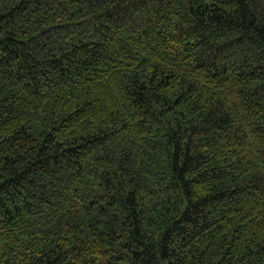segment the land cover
I'll use <instances>...</instances> for the list:
<instances>
[{"label": "trees", "instance_id": "1", "mask_svg": "<svg viewBox=\"0 0 264 264\" xmlns=\"http://www.w3.org/2000/svg\"><path fill=\"white\" fill-rule=\"evenodd\" d=\"M0 264H264V0H0Z\"/></svg>", "mask_w": 264, "mask_h": 264}]
</instances>
